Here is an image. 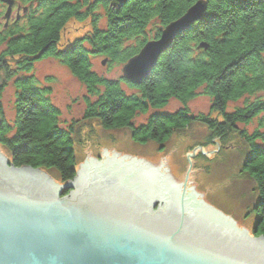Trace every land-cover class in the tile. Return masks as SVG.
<instances>
[{"label": "trees", "instance_id": "1", "mask_svg": "<svg viewBox=\"0 0 264 264\" xmlns=\"http://www.w3.org/2000/svg\"><path fill=\"white\" fill-rule=\"evenodd\" d=\"M15 1L30 6L19 21L7 22L0 30V144L15 167L54 170L62 183L76 176L74 129L60 127L61 111L50 89L39 87L34 76L23 75L53 57L87 89L83 120H97L103 129L129 130L135 143L163 146L195 124L206 127L208 134L191 151L215 140L227 144L238 134L248 145L241 169L259 196L251 207L256 217L253 235L264 236V132L239 129L264 114V0H205L208 8L202 19L175 39L139 86L100 76L93 71L92 58L104 57L110 65L123 67L200 0H131L121 8L110 0ZM101 7L105 29L98 24ZM88 20L86 35L61 50L69 24L85 25ZM12 81L16 99L10 125L2 99ZM199 92L211 99L208 115L195 116L187 107ZM173 99L184 108L154 114L135 125L139 115L165 108ZM231 103L240 105L228 112Z\"/></svg>", "mask_w": 264, "mask_h": 264}, {"label": "water", "instance_id": "2", "mask_svg": "<svg viewBox=\"0 0 264 264\" xmlns=\"http://www.w3.org/2000/svg\"><path fill=\"white\" fill-rule=\"evenodd\" d=\"M0 1L10 20L14 0ZM110 1L121 8L131 0ZM207 8L198 1L148 42L124 65L127 80L141 85ZM149 50L150 64L131 74ZM85 154L76 177L60 183L15 167L0 150V264H264V236L239 228L197 191L196 152L187 153L183 176L172 172L170 154L159 164L93 144Z\"/></svg>", "mask_w": 264, "mask_h": 264}, {"label": "rangeland", "instance_id": "3", "mask_svg": "<svg viewBox=\"0 0 264 264\" xmlns=\"http://www.w3.org/2000/svg\"><path fill=\"white\" fill-rule=\"evenodd\" d=\"M0 2V30L3 26L7 27V22L19 21L24 16V13H26L28 7H30H26L20 1L14 0L11 18L7 20L5 14L9 6L2 1ZM18 6H20V10L24 9L25 12L18 11ZM99 13L102 16L105 14L103 7L99 8ZM18 16L19 19L17 18ZM89 23L90 20L85 25L75 23V21L70 23L62 34L59 48L63 50L72 45L75 40L86 35ZM98 24L100 28L105 29L106 17L100 18ZM91 62L93 64V71L100 76H104L110 80H125L134 86H139L127 80L123 73L124 66L110 65L104 57H93ZM103 62L106 63L103 65ZM23 75L34 76L38 80L39 87L50 89V98L53 104L61 111L59 119L60 127L67 130L70 127L74 129L77 158L76 174L78 167L85 162V152L90 144H93L97 148L106 147L113 149L117 153H127L133 157H142L156 164H159L165 156L170 154L172 172L177 176H183L187 171V153L196 152L195 157H190L192 161L191 171H197L196 183L199 185L197 191L204 193L202 199L208 205L232 218L239 228L246 229L254 234L253 227L256 217L252 214L251 207L258 202L259 196L254 182L241 169L248 145L238 134L233 135L227 144L222 145L221 142L215 140V142H212L207 147L198 146L191 151L189 148L192 145L194 146L195 142L202 141L208 134L206 127L201 124H195L186 132L176 134L163 146L155 143L141 145L132 140L129 130L103 129L97 120H83L86 107L84 99L87 97V89L74 76L70 68L60 60L53 57L42 59L34 65L31 72ZM122 86L128 93H131L125 83ZM15 99L16 89L14 81H12L5 88L2 99L5 119L10 125H13L15 118ZM237 105L240 104L231 103L228 112H232L233 108ZM187 107L195 116L208 115L211 109V99L200 94ZM183 108L182 103L173 99L165 108L150 110L146 115H139L135 119V125L139 126L146 123L147 119L154 114H172ZM258 128L264 132V114L256 118L249 126L239 125V129L243 131L247 130L248 134H252ZM0 150L10 160L7 149L1 144ZM199 154L204 158H197ZM44 172L49 174L53 180L61 183L56 171L50 170L49 172ZM69 193L70 190L65 195ZM157 207L155 210H157Z\"/></svg>", "mask_w": 264, "mask_h": 264}, {"label": "snow or ice", "instance_id": "4", "mask_svg": "<svg viewBox=\"0 0 264 264\" xmlns=\"http://www.w3.org/2000/svg\"><path fill=\"white\" fill-rule=\"evenodd\" d=\"M155 52L153 50H149L144 53L142 59L140 62H138L136 65H133L132 67L129 68V72L131 74H138L141 71H143L151 62V60L155 56Z\"/></svg>", "mask_w": 264, "mask_h": 264}, {"label": "flooded vegetation", "instance_id": "5", "mask_svg": "<svg viewBox=\"0 0 264 264\" xmlns=\"http://www.w3.org/2000/svg\"><path fill=\"white\" fill-rule=\"evenodd\" d=\"M19 7H20V6H18V8H17V9H18V11H20V12H23V13H24V12H25V11H24V9H23V10H20V8H19Z\"/></svg>", "mask_w": 264, "mask_h": 264}, {"label": "bare ground", "instance_id": "6", "mask_svg": "<svg viewBox=\"0 0 264 264\" xmlns=\"http://www.w3.org/2000/svg\"><path fill=\"white\" fill-rule=\"evenodd\" d=\"M172 169V168H171Z\"/></svg>", "mask_w": 264, "mask_h": 264}]
</instances>
